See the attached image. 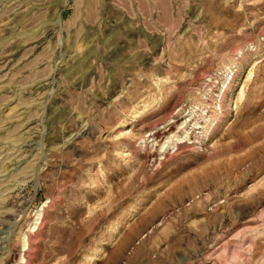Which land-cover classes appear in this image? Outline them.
I'll return each mask as SVG.
<instances>
[{
	"label": "rangeland",
	"instance_id": "rangeland-1",
	"mask_svg": "<svg viewBox=\"0 0 264 264\" xmlns=\"http://www.w3.org/2000/svg\"><path fill=\"white\" fill-rule=\"evenodd\" d=\"M0 264H264V0H0Z\"/></svg>",
	"mask_w": 264,
	"mask_h": 264
}]
</instances>
